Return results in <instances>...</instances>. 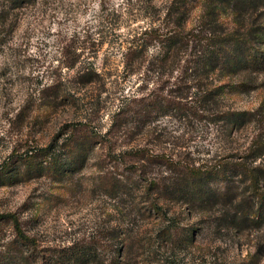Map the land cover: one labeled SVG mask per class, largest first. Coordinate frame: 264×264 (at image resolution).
Here are the masks:
<instances>
[{
    "label": "rangeland",
    "instance_id": "obj_1",
    "mask_svg": "<svg viewBox=\"0 0 264 264\" xmlns=\"http://www.w3.org/2000/svg\"><path fill=\"white\" fill-rule=\"evenodd\" d=\"M220 4L35 0L12 13L0 38V264H57L59 254L76 247L91 253L89 264H113L130 240L131 259L156 264L152 259L171 252L158 236L168 225L195 229L198 236L196 244L170 254L176 264L255 262L257 231L238 238L214 226L264 225L241 208L187 207L176 201L184 192L170 190L159 200L161 217L146 202L151 180L179 179L172 167L145 162L147 155L204 169L227 163L232 192L246 199L253 189L249 179L231 169L244 161L264 194V73H216L202 85L222 87L223 93L203 117L165 108L169 92L187 90V102H197L202 86L189 82L183 68L157 67L163 47L152 32L197 28L212 7L227 33L240 29L245 14ZM254 10L252 18L264 31V8ZM255 41L264 50V37ZM133 47L143 54L136 62L128 57ZM89 78L94 81L86 83ZM52 84L59 86L58 95H43ZM238 113L243 116L233 126L232 114ZM122 181L132 185L131 192H118ZM19 230L31 245L19 242Z\"/></svg>",
    "mask_w": 264,
    "mask_h": 264
},
{
    "label": "trees",
    "instance_id": "obj_2",
    "mask_svg": "<svg viewBox=\"0 0 264 264\" xmlns=\"http://www.w3.org/2000/svg\"><path fill=\"white\" fill-rule=\"evenodd\" d=\"M3 2L5 7L0 10V38L5 31L1 29L8 22L12 13L34 4L35 0H3ZM223 2L225 10L230 9V12H236L239 15L245 14L246 17L240 29L227 33V28L220 22L217 7H212L210 10L205 11L203 19L199 22L197 28H193L187 32L172 30L174 33L167 30L169 33L166 34H157L159 30L154 31L156 33L152 32V40L159 42L163 47V52L156 60L157 67L172 71L183 68V74H186L185 78H188L189 82L201 85V88H203H200L197 102H189L190 100L187 102L190 98V92L187 90H178L176 94L172 91L169 92L167 97H163L165 108L168 106L177 112L189 113L194 117H203L206 113H210L208 110L211 102L220 100L223 93L222 87L209 90L204 88L205 85H202L213 78L216 73L221 72L227 76V72H229L232 76H237V78L240 75L248 74L251 76L264 73V50L256 46L255 41L260 35L264 37V31L262 25H259L255 18H252L255 12L254 9L264 8V3H261L263 5L261 6L259 4H252L247 0H231L228 3L227 0H223ZM227 40L232 46L228 47L229 51H227ZM191 44L192 46H190ZM132 49L134 50L129 51L128 57L133 55L134 57L131 58L136 62L139 58H142L143 54L137 50V47H133ZM86 75L90 76L89 73H86L83 77ZM85 81L86 83H91L94 80L89 78ZM47 92H49V96L56 97L58 92H60V88L57 84H52L42 90L43 95ZM232 115H237L234 116L235 119L232 123L234 126L243 115L240 113ZM222 116L227 117V113H223ZM144 161L149 164H154V162L164 163L168 167L175 169L176 174L179 176V179L173 178L169 183L153 179L146 186V202H149L150 210L154 214L161 217L164 216L163 207L159 203V200L164 197L163 194L165 196L170 195V190H177L184 192L181 195L184 198H176V201L181 202L187 207L193 205V207L197 208L196 205H199L203 209H208L210 206L221 205L222 210L225 212L227 210L232 212L241 208L247 218L264 223V194L256 188V184L259 183L258 180L260 178H258V175L254 173L253 169L246 162L240 161L231 167L241 177L244 176V179H249V183L253 188L252 194L249 198L245 199L244 197H239L237 193L232 192L230 179L227 177V163L221 167L212 166L204 169L188 164L184 165L180 161L168 159L163 155H147ZM138 172L139 168L138 170L130 171L131 174ZM131 191L132 185L126 181H122L118 186V192L122 193V195ZM155 194L158 195V198L154 196ZM214 226H217L215 228L217 232L238 238H241L247 231H257L261 240L259 239L257 242V250L251 257V261H255L253 264H260L264 257V225ZM178 231L183 233L180 237H177ZM195 232V229L187 232L182 225H168L164 229H161L158 236L167 243V246L171 248V252L166 257L161 256L159 259H152L151 262L156 264H176V259L170 254H173L176 247H189L196 244L198 236ZM18 237L19 242L22 244L31 245V238L23 234L21 230H19ZM150 242L148 241L146 244L149 245ZM131 246L132 241L130 240L124 245V249L121 250L120 247L118 251L119 255L113 264H143L144 262L140 263L138 260L131 259L129 255ZM143 246L145 245L142 244ZM90 255L91 253L87 254L81 247H76L67 250L66 253L59 254L55 262L57 264H89L88 257ZM242 263L249 264L245 260Z\"/></svg>",
    "mask_w": 264,
    "mask_h": 264
}]
</instances>
